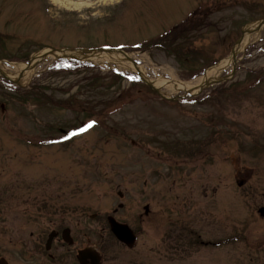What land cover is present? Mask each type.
Here are the masks:
<instances>
[{"label":"rangeland","instance_id":"374dc122","mask_svg":"<svg viewBox=\"0 0 264 264\" xmlns=\"http://www.w3.org/2000/svg\"><path fill=\"white\" fill-rule=\"evenodd\" d=\"M263 19L264 0H0V259L78 264L90 245L103 264H264V25L239 42ZM100 46L129 57L54 54ZM234 49L233 77L201 93L135 68L197 82ZM59 225L74 245L51 258Z\"/></svg>","mask_w":264,"mask_h":264},{"label":"water","instance_id":"95a60500","mask_svg":"<svg viewBox=\"0 0 264 264\" xmlns=\"http://www.w3.org/2000/svg\"><path fill=\"white\" fill-rule=\"evenodd\" d=\"M264 23V19L258 23L255 29L249 30L254 31L256 29H259ZM62 55H59L57 53H54L56 56H62V57H72V58H88L92 57L94 55H99V52H113L118 51L115 49H106V48H78V49H60ZM122 51V50H120ZM123 52V51H122ZM49 51H45L39 54H36L33 56L31 61L36 60L41 57L47 56ZM153 88L157 89V87L151 83L148 82ZM260 212L264 213V207L260 208ZM109 222L111 225V228L113 232L116 234V236L122 240L123 242L127 243L130 246H133L136 242V235L134 234L133 230L129 227L128 224L122 223L117 221L113 216H109ZM78 258L80 260L81 264H101L102 262V256L99 253V251L93 247L88 246L83 249H80L78 252ZM0 264H6L4 260H0Z\"/></svg>","mask_w":264,"mask_h":264},{"label":"bare ground","instance_id":"6f19581e","mask_svg":"<svg viewBox=\"0 0 264 264\" xmlns=\"http://www.w3.org/2000/svg\"><path fill=\"white\" fill-rule=\"evenodd\" d=\"M55 1L57 3H60V2L62 3L63 0H55ZM67 1H71V0H67ZM69 3H71V2H69ZM76 5H79V4L77 3ZM256 24H252L251 26L247 27L246 33L243 35V38H242V41H241L242 44L240 43L241 47L243 45H245L246 41L248 40V37H249V34H250L249 33V29L251 27H253V26H256ZM119 53H121L123 55L125 54L124 52L113 51L111 53L110 52L107 53V52H102L101 51V52H99V55L100 54H101L100 56H104L106 54H113V55L115 54L116 55V54H119ZM232 59H233V54H232V56L230 55L229 58H227L224 61L220 62V64H218V65L212 67L211 69H209V71L206 73V75L203 78H200V80H198L197 82H185V81H180V80H173V81L171 80L170 81V80H165V79H163V80H159V79L151 80L148 77H146L144 74L143 75H144L145 79H147L149 82L153 83L156 86H161L163 84H170L171 86L175 87L176 89H185L187 91L195 93V92H198L199 90L205 88L206 83L213 79V77H209L212 72H215V71H218V70L222 69L227 63L231 62ZM32 64H30V65H22L21 66L23 68L22 73L24 75L25 74L28 75V74L31 73V70H33V67H34V65H32ZM135 68H137V69L142 71V67H140V66H135ZM1 72H6L7 73L6 70H3L0 67V73ZM142 73H144V72L142 71ZM215 77H218V76H215ZM218 78H220V77H218Z\"/></svg>","mask_w":264,"mask_h":264},{"label":"flooded vegetation","instance_id":"af4514ba","mask_svg":"<svg viewBox=\"0 0 264 264\" xmlns=\"http://www.w3.org/2000/svg\"><path fill=\"white\" fill-rule=\"evenodd\" d=\"M150 208L146 213H149ZM53 232V233H52ZM53 234L52 237H50V234ZM49 241V243H48ZM43 240L40 242L42 244ZM59 243L61 246H59ZM65 245H74V238L71 235V229L68 226H58L56 228H53L49 233L47 234L46 242L44 243L46 253L49 255V257L54 258L57 255V252L60 250V248L65 247ZM79 248H76L78 251ZM77 251H76V258H77ZM78 261V259H77ZM79 264V261H78Z\"/></svg>","mask_w":264,"mask_h":264},{"label":"trees","instance_id":"16d2710c","mask_svg":"<svg viewBox=\"0 0 264 264\" xmlns=\"http://www.w3.org/2000/svg\"><path fill=\"white\" fill-rule=\"evenodd\" d=\"M162 36V35H161ZM180 55V54H179ZM121 75V74H120Z\"/></svg>","mask_w":264,"mask_h":264}]
</instances>
